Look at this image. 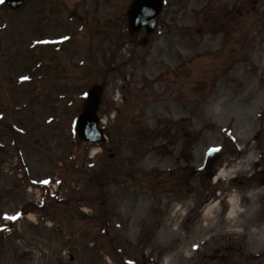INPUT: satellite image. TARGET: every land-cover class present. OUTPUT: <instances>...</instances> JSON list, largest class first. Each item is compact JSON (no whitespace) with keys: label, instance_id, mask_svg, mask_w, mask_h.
<instances>
[{"label":"rangeland","instance_id":"rangeland-1","mask_svg":"<svg viewBox=\"0 0 264 264\" xmlns=\"http://www.w3.org/2000/svg\"><path fill=\"white\" fill-rule=\"evenodd\" d=\"M129 1L0 5V264H264V186L249 176L264 52L248 31L264 0L243 50L238 37L224 51L191 32L220 0H166L145 45L129 39ZM93 83L109 150L74 134ZM206 146L239 178L177 194L175 165Z\"/></svg>","mask_w":264,"mask_h":264},{"label":"flooded vegetation","instance_id":"flooded-vegetation-1","mask_svg":"<svg viewBox=\"0 0 264 264\" xmlns=\"http://www.w3.org/2000/svg\"><path fill=\"white\" fill-rule=\"evenodd\" d=\"M216 1V0H214ZM219 5L217 3H213L212 1H206L204 4V18L202 23L195 19L193 23L192 29L196 33H200L203 29L205 32H208L206 42L210 45L211 43L215 44L219 51H224L226 49L235 50V47L229 45V40H234L235 38L240 37V49L244 48V41L247 35L246 32V22H250L251 16L249 15L250 11L255 9L257 1L251 0H220ZM252 2V3H250ZM264 5V2H262ZM202 8V6H200ZM248 31H252L253 34V50L257 54H261L264 52V10H261L257 16L254 17L253 23L249 26ZM248 29V28H247ZM210 36V37H209ZM217 41V42H214ZM219 46V47H218ZM237 50V49H236ZM257 54V55H258ZM233 62L237 60H232ZM259 85V84H258ZM264 89V85H259ZM264 98V95L260 97ZM189 150V149H188ZM187 150V152H188ZM206 152V151H205ZM205 152L202 150L200 152V160L196 162V158L194 155L190 154L193 160L184 161V163H178L175 165L174 175L176 179L174 180L176 193L180 194L182 190H184L185 195L187 192L190 195H197L196 188H202L203 195L209 196L206 194L209 183H206L204 177L201 175L192 176V171L196 166H200L205 157ZM222 159V154H220ZM189 155L185 157L188 159ZM220 161L216 163V168L220 165ZM257 171L259 175L258 178H262L264 176V168L262 166H257ZM177 173V175H176ZM194 182L196 183V187H193ZM201 182L204 185H201ZM183 183V184H182ZM187 186V189H186ZM192 198V197H191ZM235 245H227L226 248H235ZM225 251V250H224Z\"/></svg>","mask_w":264,"mask_h":264},{"label":"water","instance_id":"water-1","mask_svg":"<svg viewBox=\"0 0 264 264\" xmlns=\"http://www.w3.org/2000/svg\"><path fill=\"white\" fill-rule=\"evenodd\" d=\"M10 9L18 8L24 0H5ZM163 0H132L126 10V25L131 39H135L142 26H145V36L141 43L147 42L148 36L154 31L157 16L161 11ZM103 85L94 84L87 92L81 105V112L75 122L78 139L86 142L99 143L105 147L106 140L103 129L100 128L98 109L101 103ZM216 158L209 159L206 167L212 170Z\"/></svg>","mask_w":264,"mask_h":264},{"label":"snow or ice","instance_id":"snow-or-ice-1","mask_svg":"<svg viewBox=\"0 0 264 264\" xmlns=\"http://www.w3.org/2000/svg\"><path fill=\"white\" fill-rule=\"evenodd\" d=\"M233 139H235V138L233 137ZM220 150H221L220 147L209 148V149H208V154L211 155L212 153H214V152H219ZM40 182H41V183H44V184H48V183H49V181H47V180L40 181ZM21 215H22V213H16L15 216H7V215H5V218H6V219H10V220H16V219H18ZM193 247H197V246H196V245H193Z\"/></svg>","mask_w":264,"mask_h":264},{"label":"bare ground","instance_id":"bare-ground-1","mask_svg":"<svg viewBox=\"0 0 264 264\" xmlns=\"http://www.w3.org/2000/svg\"><path fill=\"white\" fill-rule=\"evenodd\" d=\"M231 168L230 169H221V171L218 173L217 177H221V176H225L226 174H229V172H231Z\"/></svg>","mask_w":264,"mask_h":264}]
</instances>
